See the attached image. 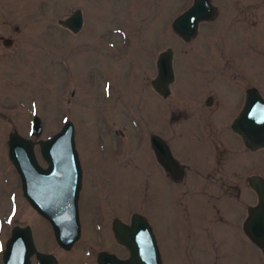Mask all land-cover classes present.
Listing matches in <instances>:
<instances>
[{
	"label": "rangeland",
	"instance_id": "374dc122",
	"mask_svg": "<svg viewBox=\"0 0 264 264\" xmlns=\"http://www.w3.org/2000/svg\"><path fill=\"white\" fill-rule=\"evenodd\" d=\"M233 3L219 1L218 19L225 31L216 28L209 34L203 26L195 40L185 43L171 23L191 0H0V264L15 225H29L37 249L53 254L59 264L92 262L102 250L124 256L127 251L115 242L111 223L114 218L128 223L135 212L152 227L162 264H264L262 253L242 230L248 206L257 201L248 187L240 186L235 199L226 195L205 203L195 194H183V189L163 183L158 187L140 178L142 168H149L144 164L149 133L165 131L154 127L157 97L150 85L162 50L170 47L180 58L183 52L216 54L220 49L239 58L264 97V0H245L242 14L233 16L253 20L252 27H241L243 21L229 32ZM77 8L83 25L74 33L58 20ZM251 36L255 44L248 50ZM4 39L11 43L5 45ZM198 74L199 69L177 65L178 86L198 85ZM216 89L223 96L217 113L223 140L264 178V149L246 152L224 128L237 91L224 84ZM169 101L160 99L161 116L169 115ZM34 115L42 121V139L57 132L66 119L74 125L86 173L78 200L81 235L71 251L56 244L50 224L25 200L7 156L8 134L30 137ZM174 150L187 154L179 145ZM35 153L43 166L38 147ZM208 191L209 197L219 195L215 189ZM231 192L235 197L237 191ZM190 228L191 236L182 231ZM31 264H37L34 257Z\"/></svg>",
	"mask_w": 264,
	"mask_h": 264
},
{
	"label": "water",
	"instance_id": "95a60500",
	"mask_svg": "<svg viewBox=\"0 0 264 264\" xmlns=\"http://www.w3.org/2000/svg\"><path fill=\"white\" fill-rule=\"evenodd\" d=\"M216 10L210 0H192V5L179 13L171 23L174 33L187 42L198 32V24L214 19ZM58 24L77 33L83 25L81 9L73 10ZM170 47L162 50L157 59V72L151 80L153 89L167 97L170 85L174 81ZM254 94V93H253ZM247 99L241 117L233 123L234 129L241 135L245 145L252 149L264 147V100ZM43 124L34 115L30 126V137H24L12 131L7 137V156L19 175L21 191L30 207L51 226L56 244L70 250L79 240L81 223L78 198L82 187V169L75 144V130L72 121L66 119L60 129L51 136L42 139ZM159 141L152 136L151 143L156 148ZM35 146L45 162L42 166L36 157ZM161 152L168 160V149L161 142ZM252 187L257 194V203L247 208L242 230L251 243L256 245L264 257V180L259 176L252 178ZM116 243L124 246L129 256L120 259L108 252H99V264H162L157 241L147 218L132 213L129 222L119 218L111 223ZM37 264H58L56 257L37 249L31 227L15 225L5 241L2 250V264H31L32 258Z\"/></svg>",
	"mask_w": 264,
	"mask_h": 264
},
{
	"label": "flooded vegetation",
	"instance_id": "af4514ba",
	"mask_svg": "<svg viewBox=\"0 0 264 264\" xmlns=\"http://www.w3.org/2000/svg\"><path fill=\"white\" fill-rule=\"evenodd\" d=\"M219 1L220 0H218V4H216L214 3L215 0H210V3L216 10L214 19L201 21L198 24V32L196 36L187 42L184 41L185 43H190L191 41L195 40L200 35L201 28L203 26V28L206 29V33L209 34H212V29L216 28L219 29L218 32L221 30L225 31L224 24H221L222 21L218 19L221 14ZM230 1L234 3L230 5L231 15L229 17H231L232 23L229 27V32L235 31L238 25L243 21L246 24L241 27L245 28L246 30H250L253 20L249 19L246 21H239L235 20L233 16V13L237 12L242 14V11H244V9H242V4L245 2V0ZM191 5L192 0L188 7ZM227 21L230 20L226 19L225 22ZM3 42L5 45L11 43L9 39H4ZM253 43L254 40L251 36L249 37L248 50ZM219 50L220 49L217 50L218 52H216V54L203 52L202 55H200V52L196 51L183 52L180 53V55H182L180 58H176L173 51L172 66L174 71V81L170 85L169 95L165 98L161 97V95H159L151 85V80L155 76L150 80L151 89L157 97L154 112L155 117H153L154 127H157L159 129L158 131H160L161 128H163L165 131L149 133L146 142L148 154L145 158L143 157L145 161L144 164L148 163L149 168L146 167L145 170L143 167L141 170L142 177H140L142 182H151L153 185L158 187L160 186V183H163V185H170L174 187V189H183V194H188L190 196L195 194L196 199L200 200L201 202L205 201V203L208 202L207 199L209 198L218 201L226 195L230 196L229 198L231 199H235L239 195L240 186L248 187L257 198V194L252 187V178L254 176L261 177L253 171L256 166H253L252 162H241L237 156V151L223 140L221 136V127L219 122H217V113H219V110L222 106L223 96L218 94L216 87L220 84H224L228 86L229 89H234L237 91V94L233 100L234 104L226 115L224 128L226 131L236 136L242 144L244 150L250 153H253L261 148L252 149L245 145L241 135L234 129L233 123L241 117V113L247 99L252 98L256 100V94H259L263 100L264 97L259 91L256 82L251 78V74H249L248 71L245 70V66L241 64L239 58L231 57L229 54H225ZM159 55L160 52L157 54L154 62L155 75L157 72L156 64ZM201 57H204L202 62H196L194 60L195 58L200 59ZM177 65H183L186 70H192L193 68L199 69L200 74H198L196 79L200 83H198V85L183 84L182 86H178L179 78L177 75ZM187 79H193V77L189 76ZM168 97H170V101L165 105V108L167 107L168 109L169 107V115L161 116L160 99H167ZM165 122L167 125H165ZM165 133L169 134L166 135ZM152 136H156L159 140L156 143V148L151 143ZM161 142L167 147L168 158L170 160H168L167 157H164L163 153L161 152ZM178 145L182 148H185L187 154L185 152H182L181 154L175 152L174 148H177ZM36 147L38 146H35V148ZM262 148L264 149V147ZM188 155H192V157H188ZM78 157H80L79 154ZM79 161L81 165L80 158ZM45 165L46 164L44 162L43 166ZM81 169L83 180V176L86 172L83 170L84 168H82V165ZM262 179L264 180V178ZM209 189H215V191L219 192V195L209 197ZM231 189L237 191L235 197H233L234 195H232ZM198 200L196 204L201 207L202 204L199 205ZM191 229L193 228L183 229L182 231H184L185 234L191 236L194 232V230ZM194 229L200 234L204 233L201 229H197L196 227ZM75 244L72 246V248L75 246ZM120 246L127 251L126 255L118 256L115 253L104 250L99 252H108L114 254L120 259H126L129 256V252L124 246ZM254 246L258 248L256 245ZM71 249L69 251H71ZM99 252H97L94 261L83 263L99 264L97 260V255ZM57 263L59 264L58 260ZM113 263L118 262L112 261V264ZM190 263L194 264V261H191Z\"/></svg>",
	"mask_w": 264,
	"mask_h": 264
}]
</instances>
